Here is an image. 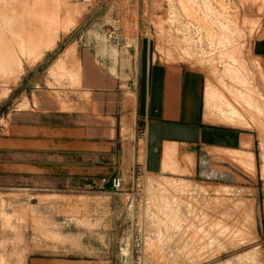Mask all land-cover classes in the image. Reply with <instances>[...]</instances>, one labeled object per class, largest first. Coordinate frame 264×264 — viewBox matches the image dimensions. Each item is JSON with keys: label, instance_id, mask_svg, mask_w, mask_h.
Wrapping results in <instances>:
<instances>
[{"label": "rangeland", "instance_id": "obj_1", "mask_svg": "<svg viewBox=\"0 0 264 264\" xmlns=\"http://www.w3.org/2000/svg\"><path fill=\"white\" fill-rule=\"evenodd\" d=\"M263 12L264 0H0V139L20 110L62 108L78 94L82 54L202 70L221 92L209 111L257 133L255 166L240 169L249 177L224 162L213 167L234 179L202 177L205 151L230 156L207 147L192 176L150 174L141 154L121 189L107 190L34 188L3 168L0 147V263L264 264V68L254 55Z\"/></svg>", "mask_w": 264, "mask_h": 264}, {"label": "crops", "instance_id": "obj_2", "mask_svg": "<svg viewBox=\"0 0 264 264\" xmlns=\"http://www.w3.org/2000/svg\"><path fill=\"white\" fill-rule=\"evenodd\" d=\"M68 50L67 56L75 54ZM254 53L264 68V12ZM81 62V87L68 96L66 106L20 110L4 128L0 147L10 156L3 168L29 174L32 187L113 189L114 178L133 170L141 154L142 168L150 174L189 177L207 147L230 152L206 151L208 169L224 162L236 173L243 166L253 170L257 133L234 117L227 122L209 111L204 71L141 59L140 54H82ZM34 264L55 263L41 259Z\"/></svg>", "mask_w": 264, "mask_h": 264}, {"label": "bare ground", "instance_id": "obj_3", "mask_svg": "<svg viewBox=\"0 0 264 264\" xmlns=\"http://www.w3.org/2000/svg\"><path fill=\"white\" fill-rule=\"evenodd\" d=\"M181 2H184V1H181ZM183 4V3H182ZM187 5V4H186ZM186 5H184L183 4V9L185 10V11H187L189 14V16L190 17H192V18H197V19H199L200 21H204V22H207V23H210L211 21V16H209V14H206V16L204 17H202L199 13L201 12L200 10H199V12H197V11H195L193 8H192V6L190 7V6H186ZM210 21V22H209ZM214 22V21H213ZM58 22H56V24H57ZM233 28H235V25L233 26ZM59 30V28L56 30V31H58ZM225 42V40L223 41V43ZM230 48V47H229ZM229 48H225L224 50L225 51H228V49ZM73 52V48H72V50H71V53ZM222 53V52H221ZM224 53V52H223ZM24 56H27V57H29L28 59H31V62L32 61H35V59L36 58H38L37 57V55L39 56V54H37L36 56H32V55H30V54H23ZM231 56H233V57H236V56H238L239 54H230ZM251 56H252V54H250ZM239 59H241V58H239ZM11 64V63H10ZM14 70H15V67H11V70H10V72L11 73H14ZM11 73H9V74H11ZM4 75H6V74H4ZM8 76V75H7ZM7 76H5V77H7ZM9 77H10V79H11V75H9ZM10 79L7 81V83H9L10 82ZM211 80H212V78H211ZM245 85V84H244ZM254 93V92H253ZM5 94H7V91H6V89H3V93H2V95L4 96ZM252 94V93H251ZM255 94H257L256 92H255ZM250 97H251V95H249ZM255 96V95H254ZM253 96V94H252V97H254ZM220 97H221V92H220V90H218L217 89V86H215L211 81H209V83H208V93H207V98H208V104H209V106L212 108V109H216L217 107H219V99H220ZM252 97L250 98V99H252ZM255 97H258V96H255ZM258 99V98H257ZM254 101L256 100V98H254L253 99ZM259 100V99H258ZM258 100H256L257 102H258ZM251 101H249V103H250ZM249 103H247V104H249ZM250 105V104H249ZM248 106V105H247ZM206 152V151H205ZM205 154V153H204ZM204 154H203V157H204ZM204 159V158H203ZM206 164L204 163V161L202 160V167H203V172H204V174L205 175H213L217 170H210V169H208L209 168V166H205ZM218 172V171H217ZM219 173V172H218ZM220 174V173H219ZM223 176H224V174H223ZM0 264H2V262L0 263Z\"/></svg>", "mask_w": 264, "mask_h": 264}, {"label": "built area", "instance_id": "obj_4", "mask_svg": "<svg viewBox=\"0 0 264 264\" xmlns=\"http://www.w3.org/2000/svg\"><path fill=\"white\" fill-rule=\"evenodd\" d=\"M221 174V173H220ZM218 172H215L213 175H205L203 172L202 162H201V176L207 178L209 180H221L223 178V174L220 175ZM123 185V178L117 177L113 180V187L115 189H121Z\"/></svg>", "mask_w": 264, "mask_h": 264}]
</instances>
